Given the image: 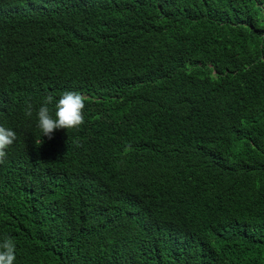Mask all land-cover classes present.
<instances>
[{
    "label": "trees",
    "instance_id": "trees-1",
    "mask_svg": "<svg viewBox=\"0 0 264 264\" xmlns=\"http://www.w3.org/2000/svg\"><path fill=\"white\" fill-rule=\"evenodd\" d=\"M0 126L14 264H264V0H0Z\"/></svg>",
    "mask_w": 264,
    "mask_h": 264
},
{
    "label": "clouds",
    "instance_id": "clouds-1",
    "mask_svg": "<svg viewBox=\"0 0 264 264\" xmlns=\"http://www.w3.org/2000/svg\"><path fill=\"white\" fill-rule=\"evenodd\" d=\"M16 36V35H15ZM18 39H14L11 44L14 48ZM20 44V43H18ZM87 97L79 92L65 91L58 100H54L51 94L46 95L43 104L37 111V127L42 132V137L49 140L53 138V133L57 129H76L84 123V109ZM25 114L32 115V105L27 103ZM54 104V113L49 105ZM17 140L16 133L10 129L0 126V164H3L6 158V149H8ZM42 143V139L37 141ZM16 246L11 237H4L0 241V264H14Z\"/></svg>",
    "mask_w": 264,
    "mask_h": 264
}]
</instances>
